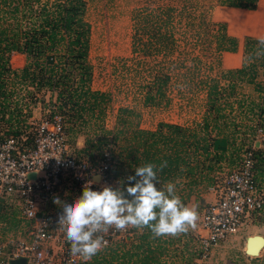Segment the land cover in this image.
Instances as JSON below:
<instances>
[{
    "label": "trees",
    "instance_id": "16d2710c",
    "mask_svg": "<svg viewBox=\"0 0 264 264\" xmlns=\"http://www.w3.org/2000/svg\"><path fill=\"white\" fill-rule=\"evenodd\" d=\"M215 1L225 9L245 10H253L257 2ZM181 8L184 10V5ZM172 12L170 6L135 9L131 18L134 22L132 52L144 56L169 53L174 44L170 26ZM84 14V0H0V122L8 127L19 123L18 103L22 97L14 91L18 87L30 88L33 92H26L30 98L36 93L48 92L54 99L47 118L59 115L68 138L83 134L81 152L91 165L97 164L103 154L110 156L112 165L108 174L114 189L121 187L122 182L127 184V177L135 175L136 167L153 163L157 165V187L162 189L167 182H173L176 188L180 186L176 194L184 204L193 189L213 182V174L221 170L223 162L237 167L243 150V145L235 146L238 130L246 127L254 132L261 128L264 134V82L254 84L255 100L238 96L235 87L242 80L253 83L255 67L264 65V57H253L247 68L222 71L218 77L209 78L204 84L205 111L201 121L190 128L158 123L152 130L139 129L138 114L132 109L120 108L115 129L106 131L99 123L109 97L90 88L91 67L87 58L90 27ZM215 25L214 50L233 53L236 39L226 35L223 24ZM257 43L244 38L246 58L255 52ZM11 54L23 55L24 63L19 69L8 66ZM168 81L167 73H154L143 95V104L162 98ZM15 128L7 133L18 135V127ZM253 156L260 163L255 169L261 173L264 151L253 148ZM164 161L167 166L160 169ZM9 209L0 200V223L8 229L17 223L15 209L13 212ZM182 235L184 238L179 243L176 236L154 238L144 228L82 264H191L196 254L188 250L190 239ZM176 254L181 258L178 263L172 261Z\"/></svg>",
    "mask_w": 264,
    "mask_h": 264
},
{
    "label": "rangeland",
    "instance_id": "374dc122",
    "mask_svg": "<svg viewBox=\"0 0 264 264\" xmlns=\"http://www.w3.org/2000/svg\"><path fill=\"white\" fill-rule=\"evenodd\" d=\"M84 1V19L90 27L87 57L91 67L90 88L93 91L105 93L109 97L101 125L99 123V126L106 131L115 129V117L120 108L132 109L138 114L137 121H134L137 122L139 129L152 130L158 123L176 124L184 128H190L195 123H199L205 111L204 84L209 78L219 76L217 67L221 53L214 50L215 24L224 22L228 33L234 36L264 37V14L221 8L215 0ZM182 5L184 10L181 8ZM164 6L173 8L170 26L174 44L171 51L166 55L157 56H144L132 52L131 37L134 25L131 19L132 12L142 7ZM261 6H264V0H261ZM180 9L183 11L179 13ZM225 57L231 56L225 55ZM23 63V55L11 54L8 58V66L11 69H19ZM225 64L229 65L227 62ZM158 72L169 75L163 97L154 99L152 104L144 105L142 100L145 90L152 75ZM241 85L243 86L242 83ZM242 86H236V88L240 89ZM14 91L22 97V101L18 103L21 114L16 127L19 134L26 133L30 136L31 124L47 119L52 110L51 101L54 98L44 91L36 93L31 98L27 97L26 92H33L30 88L18 87ZM236 93L238 96L241 95L239 91ZM11 128H14L13 124ZM5 129H8V125L1 122L0 133H3ZM243 129L238 130L235 146L243 145L242 150L247 148L246 144H248L251 148L258 147L260 151H264V134L262 138V136L258 137L251 128ZM84 140L83 134L66 137V146L76 159L90 163L81 152ZM259 164L255 163V166L259 168ZM234 165L228 166L226 162H223L221 170L213 174V182L208 186V190L201 186L199 189L195 188L191 194L197 198L194 200L192 197L186 205L189 207L198 205V220L196 227L190 228L186 233L190 238L188 242L190 252L198 250L194 236L200 230L201 210L215 198V193L209 189L219 182L223 173L229 171ZM258 168H254V177L258 186L264 188V168L261 169V173ZM64 190L62 191L67 196ZM56 208L60 207L56 205ZM9 211L13 212L12 209ZM14 220H17V223L10 229L0 223V240L22 238V225L20 226L17 214ZM253 236L264 238V213H253L243 231L235 237H229L226 242L213 246L208 251L207 259L203 264H264V245L257 254H248V256L243 252L246 239Z\"/></svg>",
    "mask_w": 264,
    "mask_h": 264
},
{
    "label": "built area",
    "instance_id": "2783aa9c",
    "mask_svg": "<svg viewBox=\"0 0 264 264\" xmlns=\"http://www.w3.org/2000/svg\"><path fill=\"white\" fill-rule=\"evenodd\" d=\"M31 125L30 136L7 133L16 126L3 130L4 135L0 133V200L5 208L15 209L23 232L22 238L0 240V264L15 260H22L23 264H82L85 261L71 253L70 244L59 229L57 221L62 209L56 208L53 198L71 203L88 184L93 191L103 186L114 188L108 174L110 156L103 154L95 165L76 159L66 146L59 115ZM255 133L258 137L263 135L261 128ZM254 165L253 148L243 149L237 167L223 173L222 179L209 189L215 198L200 214L201 234L197 240L201 259L219 241L242 231L253 213H264V188L255 181ZM30 174L32 178H28ZM98 235L109 247L132 233L131 227L117 230L113 226Z\"/></svg>",
    "mask_w": 264,
    "mask_h": 264
},
{
    "label": "clouds",
    "instance_id": "9594fccd",
    "mask_svg": "<svg viewBox=\"0 0 264 264\" xmlns=\"http://www.w3.org/2000/svg\"><path fill=\"white\" fill-rule=\"evenodd\" d=\"M253 57H264V37L258 40L255 52L247 61L253 62ZM166 166L164 161L159 168ZM134 171L135 175L127 177V184L122 182L121 187L103 186L93 191L88 184L71 203L53 198V203L62 209L57 223L73 255L90 261L107 246L98 233H107L113 226L117 230L147 228L154 238L178 236L196 227L198 205H185L173 182L158 188L157 165L147 163Z\"/></svg>",
    "mask_w": 264,
    "mask_h": 264
},
{
    "label": "crops",
    "instance_id": "0c3cea01",
    "mask_svg": "<svg viewBox=\"0 0 264 264\" xmlns=\"http://www.w3.org/2000/svg\"><path fill=\"white\" fill-rule=\"evenodd\" d=\"M221 8H227V7H221ZM230 9H237V8H230ZM239 10H245V9H239ZM258 14H264V6H261V0H257L256 4H255V7L253 10H245V11H254ZM223 25H224V28H225V33L227 36L229 37H233L236 39V47H235V51L233 53H228V52H221V56L219 58V65L217 67V75L220 74V72L222 71H226V70H234V69H240L241 67H246L251 63V62H248L247 61V58L244 56L243 54V41H244V38H250V39H253V40H259L260 38L259 37H255V36H251V35H241V36H234V35H231L228 33L227 31V26L224 22H222ZM18 55V54H17ZM225 55H229L231 57H228L226 58ZM235 56V57H233ZM225 62H227V64H229L228 66H226ZM255 74L254 76V81L253 83H246L244 80L240 81L239 84L237 86H242L241 83L243 84V86H247L246 88L242 86V88L240 87V89H237L236 87V91H239L241 92L240 94L243 96V97H248L249 99H252V100H255L256 97H257V94L255 93L256 91L254 90V84H261L264 82V65L263 66H256L255 67V70L253 72ZM218 77V76H217ZM250 87V89H248ZM48 93V92H47ZM50 95V94H49ZM256 149L258 147H255ZM245 149V148H244ZM243 151V150H242ZM241 155V154H240ZM256 163V161H255ZM254 168H255V165H254ZM232 169V168H231ZM255 178V177H254ZM256 181V180H255ZM210 186V185H209ZM200 187V186H199ZM196 188V189H199ZM205 188H207L208 190V186H206ZM194 192V189L192 190V192L190 193V196L188 197V199L186 200V204L188 201H190L193 197V199L197 198V197H194L192 196L191 194ZM194 199V200H195ZM185 204V205H186ZM205 207V206H204ZM203 209V208H202ZM202 211V210H201ZM201 214V213H200ZM200 219V218H199ZM243 231V230H242ZM200 232V233H199ZM199 232H197V234H195L194 238H195V241L197 243V246H198V250L195 251V256L193 258H191V264H203L207 259V256H208V252H207V255L204 259H201V250H200V246H199V243H198V235L201 234V230H199ZM131 233H132V236L133 235H137L139 233H141V230H138L136 228H133L131 227ZM183 234H186V233H183ZM239 233H237L236 235H238ZM236 235H231V236H228L225 240L223 241H219L217 244H215L214 246L220 244V243H223V242H226L227 240H229L228 238L229 237H235ZM166 237V236H165ZM178 239H179V243L183 240L184 236L182 234L176 236ZM186 237H187V234H186ZM129 238V237H128ZM187 239H190L187 237ZM127 240V239H126ZM178 243V244H179ZM213 247V246H212ZM211 247V248H212ZM175 248L177 249V245H175ZM210 248V249H211ZM104 249V248H103ZM209 249V250H210ZM244 252V251H243ZM246 256V255H245ZM179 257V258H177ZM184 257H186V255H184ZM248 257V256H246ZM163 260H168L166 257H162ZM180 255L178 256V254H176V256L173 258L172 261H174L175 263H178L180 262ZM249 259H251V257H249Z\"/></svg>",
    "mask_w": 264,
    "mask_h": 264
},
{
    "label": "water",
    "instance_id": "95a60500",
    "mask_svg": "<svg viewBox=\"0 0 264 264\" xmlns=\"http://www.w3.org/2000/svg\"><path fill=\"white\" fill-rule=\"evenodd\" d=\"M32 177H33V175H31V174L28 175V178H32ZM262 244H263V240L261 237H259V236L248 237L246 239V246L244 249V254H246V253L255 254L257 252L258 247L262 246ZM256 245H258V247ZM19 262H20V264H23V261H21V260L12 261L10 264H19Z\"/></svg>",
    "mask_w": 264,
    "mask_h": 264
},
{
    "label": "bare ground",
    "instance_id": "6f19581e",
    "mask_svg": "<svg viewBox=\"0 0 264 264\" xmlns=\"http://www.w3.org/2000/svg\"><path fill=\"white\" fill-rule=\"evenodd\" d=\"M122 32V31H121ZM254 237V236H253ZM259 237H261V236H259ZM262 238V240H263V244H262V246L264 245V238L263 237H261ZM246 244V243H245ZM246 246V245H245ZM257 247H258V245H256ZM262 246H260V247H258V249H257V252L255 253V254H257L258 252H259V249L262 247ZM248 254H251V253H246V255H248ZM254 255V254H253ZM249 256V255H248Z\"/></svg>",
    "mask_w": 264,
    "mask_h": 264
}]
</instances>
